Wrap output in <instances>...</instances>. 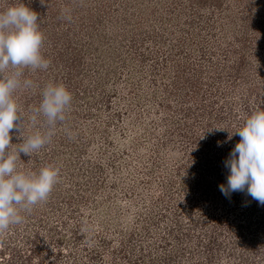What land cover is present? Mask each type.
I'll return each mask as SVG.
<instances>
[{"label": "rangeland", "instance_id": "1", "mask_svg": "<svg viewBox=\"0 0 264 264\" xmlns=\"http://www.w3.org/2000/svg\"><path fill=\"white\" fill-rule=\"evenodd\" d=\"M19 3L38 13L51 63L23 70L36 86L14 94L24 123L10 150L46 130L31 119L45 85L64 84L72 102L51 142L18 157V170L58 167L59 181L0 232V264H264V205L219 188L235 132L264 109V0H0V11Z\"/></svg>", "mask_w": 264, "mask_h": 264}, {"label": "clouds", "instance_id": "2", "mask_svg": "<svg viewBox=\"0 0 264 264\" xmlns=\"http://www.w3.org/2000/svg\"><path fill=\"white\" fill-rule=\"evenodd\" d=\"M63 15L71 19L67 9ZM43 42L36 11L24 3L0 11V232L22 223L21 212H30L33 206L46 202L59 181L58 167L18 170L17 160L20 153L31 156L50 143L57 123L66 119L72 93L64 84L45 85L38 107L32 110V121L42 116L46 130L33 132L15 151L10 150V131H20L24 123L14 94L36 86L32 79L24 77L23 70H46L51 63L42 54ZM9 69L12 71L5 75ZM235 133L241 139L224 161L229 174L226 184L219 188L226 197L236 191L246 192L264 205V109L252 112Z\"/></svg>", "mask_w": 264, "mask_h": 264}, {"label": "trees", "instance_id": "3", "mask_svg": "<svg viewBox=\"0 0 264 264\" xmlns=\"http://www.w3.org/2000/svg\"><path fill=\"white\" fill-rule=\"evenodd\" d=\"M258 110H260V109H258ZM263 222V220H261V223ZM244 223H241V225H243ZM241 225H240V227H241ZM248 225L250 226V223H248ZM239 226H238V228H240ZM38 247V246H37ZM33 252V251H32Z\"/></svg>", "mask_w": 264, "mask_h": 264}]
</instances>
